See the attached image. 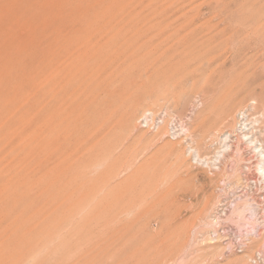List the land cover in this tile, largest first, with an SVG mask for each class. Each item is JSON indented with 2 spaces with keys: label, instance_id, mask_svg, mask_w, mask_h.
Here are the masks:
<instances>
[{
  "label": "rangeland",
  "instance_id": "374dc122",
  "mask_svg": "<svg viewBox=\"0 0 264 264\" xmlns=\"http://www.w3.org/2000/svg\"><path fill=\"white\" fill-rule=\"evenodd\" d=\"M76 1L0 0V264H264L257 170L247 186L232 151L223 169L204 161L228 113L262 115L264 0ZM147 109L159 128L140 125Z\"/></svg>",
  "mask_w": 264,
  "mask_h": 264
},
{
  "label": "bare ground",
  "instance_id": "6f19581e",
  "mask_svg": "<svg viewBox=\"0 0 264 264\" xmlns=\"http://www.w3.org/2000/svg\"><path fill=\"white\" fill-rule=\"evenodd\" d=\"M76 1V0H75ZM80 1V0H79ZM18 2V1H17ZM64 2V1H63ZM77 2V1H76ZM10 3V2H9ZM68 3V2H67ZM81 3V2H80ZM39 4V3H38ZM61 4H62V2H61ZM84 4V3H83ZM10 6V5H9ZM80 6H82L81 4H80ZM3 7H5V6H3ZM55 7V6H54ZM62 7V6H61ZM66 7V6H65ZM71 7H73V6H71ZM13 8V7H12ZM36 8V7H35ZM52 8H53V6H52ZM1 9V8H0ZM6 9V8H5ZM8 9V8H7ZM37 9V8H36ZM39 9V8H38ZM65 9V8H64ZM62 10V9H61ZM72 10V9H71ZM16 11V10H15ZM38 11V10H37ZM44 11V10H43ZM50 11V10H49ZM86 11V10H85ZM0 12H1V10H0ZM8 12V11H7ZM52 12V11H51ZM61 12V11H60ZM71 12V11H70ZM31 13V12H30ZM29 14V13H28ZM44 14H46L47 15V13H44ZM84 14V13H83ZM38 15H39V13H38ZM87 15L89 16V14H88V12H87ZM26 16V15H25ZM30 16V15H29ZM45 16V15H44ZM66 16V15H65ZM84 16H86V15H84ZM6 17V16H5ZM63 17V16H62ZM82 17V16H81ZM3 18V17H2ZM1 18V19H2ZM73 18V17H72ZM86 18V17H85ZM38 19V18H37ZM46 19V18H45ZM64 19V18H63ZM62 19V20H63ZM68 19V18H67ZM71 19V18H70ZM3 20V19H2ZM39 20V19H38ZM54 20V19H53ZM83 20V19H82ZM4 21V20H3ZM15 21V20H14ZM65 20H63V22H64ZM68 21V20H67ZM75 21V20H74ZM31 22V21H30ZM34 22V21H33ZM13 23V22H12ZM35 23V22H34ZM57 23V22H56ZM61 23V22H60ZM65 23V22H64ZM84 23V22H83ZM37 24V23H36ZM67 24V23H66ZM68 24H71V23H68ZM74 24V23H73ZM7 25V24H6ZM53 25V24H52ZM9 26V25H8ZM54 26V25H53ZM62 27H64L65 26V24H64V26L63 25H61ZM60 26V27H61ZM87 26V25H86ZM52 27V26H51ZM61 27V28H62ZM101 27V26H100ZM113 27V26H112ZM47 28H48V26H47ZM58 28V27H57ZM57 28H56V30H57ZM66 28H68V26L66 27ZM90 28V27H89ZM15 29V28H14ZM36 29V28H35ZM76 29V28H75ZM7 30V29H6ZM21 30V29H20ZM43 30H44V28H43ZM46 30V29H45ZM48 30V29H47ZM72 30H73V28H72ZM92 30V29H91ZM101 30V29H100ZM70 31V30H69ZM58 32H64V30L63 31H58ZM76 32H77V29H76ZM80 32V31H79ZM85 32V31H84ZM83 32H81V34H82ZM92 33V32H91ZM44 34V33H43ZM68 34V33H67ZM88 34V33H87ZM29 35H31V34H29ZM63 35V34H62ZM70 35V34H69ZM58 36H59V34H58ZM65 36V35H64ZM76 36H77V34H76ZM40 37H42V36H40ZM66 37V36H65ZM64 37V38H65ZM73 37V36H72ZM80 37V36H79ZM86 37V36H85ZM38 38V37H37ZM45 38V37H44ZM45 39H47V38H45ZM52 39V38H51ZM62 39V38H61ZM77 39V38H76ZM82 39V38H81ZM86 39V38H85ZM90 39V38H89ZM88 39V40H89ZM14 40V39H13ZM41 40V39H40ZM43 40V39H42ZM66 40H67V38H66ZM69 40V39H68ZM59 41V40H58ZM64 41V40H63ZM60 42V41H59ZM82 42V41H81ZM96 42V41H95ZM13 43H15V42H13ZM40 43V42H39ZM58 43V42H57ZM66 43V42H65ZM80 42H78L77 44H79ZM63 44V43H62ZM67 44H68V42H67ZM75 44V43H74ZM92 44V43H91ZM13 45V44H12ZM15 45V44H14ZM36 45V44H35ZM40 45V44H39ZM38 45V46H39ZM55 45H58V44H55ZM81 45V44H80ZM86 45V44H85ZM90 45V44H89ZM54 46V45H53ZM59 46V45H58ZM66 46V45H65ZM91 46H93V45H91ZM24 47V46H23ZM67 47H68V45H67ZM74 47V46H73ZM72 47V48H73ZM81 47H83V46H81ZM80 47V48H81ZM13 48V47H12ZM56 48V47H55ZM61 48V47H60ZM69 48V47H68ZM75 48V47H74ZM79 48V47H78ZM4 49V48H3ZM66 49V48H65ZM37 49H35V51H36ZM62 50H63V48H62ZM87 50V49H86ZM1 51V50H0ZM53 51V50H52ZM59 51V50H58ZM69 51H70V49H69ZM68 51V52H69ZM10 52V51H9ZM14 52V51H13ZM17 52V51H16ZM36 52H38V50L36 51ZM49 52V51H48ZM47 52V53H48ZM64 52H65V50H64ZM67 52V53H68ZM78 52V51H77ZM21 53H22V51H21ZM39 53V52H38ZM38 53H36V54H38ZM46 53V52H45ZM54 53V52H53ZM74 53V52H73ZM85 53V52H84ZM29 54V53H28ZM27 54V55H28ZM57 54H58V52H57ZM63 54V53H62ZM66 54V53H65ZM81 54L82 53H80L79 55L81 56ZM87 54V53H86ZM119 54V53H118ZM23 55H24V53H23ZM50 55V54H49ZM70 55V54H69ZM7 56V55H6ZM38 56V55H37ZM45 56V55H44ZM57 56V55H56ZM56 56H55V58H56ZM63 55H61V57H62ZM71 56V55H70ZM69 56V57H70ZM31 57V56H30ZM32 57H34L33 56V54H32ZM60 57V58H61ZM68 57V58H69ZM78 57V56H77ZM29 58V57H28ZM42 58H43V56H42ZM76 58V57H75ZM82 58V57H81ZM25 59H26V57H25ZM64 59H65V57H64ZM96 59H98V58H96ZM95 59V60H96ZM66 60V59H65ZM80 60H82V59H80ZM100 60V59H99ZM46 61V60H45ZM85 61V60H84ZM43 62H44V58H43ZM53 62V61H52ZM91 62V61H90ZM97 62V61H96ZM99 62V61H98ZM100 62H101V60H100ZM40 63H42V62H40ZM48 63V62H47ZM61 63V62H60ZM59 63V65H61V64H63L64 63V61L60 64ZM71 63V62H70ZM102 63V62H101ZM39 64V63H38ZM49 64H52L51 62H49ZM47 65V66H49V68H50V66L52 67V65ZM56 64V63H55ZM12 65V64H11ZM72 65V64H71ZM97 65V64H96ZM41 66V65H40ZM46 66V65H45ZM44 66V67H45ZM45 67V68H48V67ZM55 66V65H54ZM75 66V65H74ZM81 66V65H80ZM67 68L66 69H68V67L69 66H66ZM85 67V66H84ZM87 67V66H86ZM85 67V69H87ZM89 67V66H88ZM94 67V66H93ZM100 67V66H99ZM34 68V67H33ZM48 68V69H49ZM62 68H64V67H62ZM73 68V67H72ZM54 69H55V67H54ZM84 69V70H85ZM99 69V68H98ZM97 69V70H98ZM43 70V69H42ZM74 70V69H73ZM33 71H35V70H33ZM41 71V70H40ZM72 71V70H71ZM49 72V71H48ZM51 72V71H50ZM63 73V72H62ZM78 73V72H77ZM80 73V72H79ZM78 73V74H79ZM29 74V73H28ZM39 74V73H38ZM81 74V73H80ZM32 75V74H31ZM77 75V74H76ZM85 75V74H84ZM18 76V75H17ZM79 76V75H78ZM78 76H76V77H78ZM44 77V76H43ZM47 77V76H46ZM74 77H75V75H74ZM84 77V76H83ZM27 78H29V77H27ZM39 78V77H38ZM42 78V77H41ZM40 78V79H41ZM19 79V78H18ZM21 79V78H20ZM22 79H24V78H22ZM77 79V78H76ZM29 81H30V79H28ZM41 80H43V79H41ZM40 80V81H41ZM50 80V79H49ZM91 80V79H90ZM22 81V80H21ZM36 81V80H35ZM44 81V80H43ZM55 81V80H54ZM67 81V80H66ZM69 81V80H68ZM47 82V81H46ZM80 82V81H79ZM86 82V81H85ZM21 83V82H20ZM33 83V82H32ZM56 83V82H55ZM61 83V82H60ZM82 83V82H81ZM25 84V83H24ZM27 84H28V82H27ZM31 84V83H30ZM37 84H39V83H37ZM46 84V83H45ZM53 84V83H52ZM68 84V83H67ZM86 84V83H85ZM40 85V84H39ZM39 85H37V86H39ZM56 85H58V84H56ZM60 85V84H59ZM24 86V85H23ZM26 86H28V85H26ZM30 86V85H29ZM64 86H66V85H64ZM56 87H58V86H56ZM68 87V86H67ZM76 87V86H75ZM78 87V86H77ZM80 87H81V85H80ZM29 88V87H28ZM34 88H36V87H34ZM33 88V89H34ZM39 88V87H38ZM43 88H44V86H43ZM30 89V88H29ZM62 89H63V87H62ZM74 89V88H73ZM78 89V88H77ZM80 89V88H79ZM81 89H82V87H81ZM31 90V89H30ZM56 90V89H55ZM66 90V89H65ZM70 90V89H69ZM41 91H42V89H41ZM40 91V92H41ZM79 91V90H78ZM1 92V91H0ZM19 92V91H18ZM29 92V91H28ZM38 92V91H37ZM43 92H46V91H44L43 90ZM51 92H52V89H51ZM66 92V91H65ZM70 92V91H69ZM64 93V92H63ZM74 94V93H73ZM78 94V93H77ZM8 95V94H7ZM54 95V94H53ZM41 96V95H40ZM46 96V95H45ZM50 96V95H49ZM52 96V95H51ZM50 96V97H51ZM64 96V95H63ZM62 96V97H63ZM66 96V95H65ZM70 96V95H69ZM68 96V97H69ZM24 97V96H23ZM22 97V98H23ZM42 98H43V96H41ZM40 97V98H41ZM67 97V96H66ZM26 98V97H25ZM41 98V99H42ZM71 98V97H70ZM56 99V98H55ZM51 100V99H50ZM54 100V99H53ZM264 100V99H263ZM68 101V100H67ZM33 102V101H32ZM8 103V102H7ZM57 103V102H56ZM56 103H55V105H56ZM65 103H67V102H65ZM64 103V104H65ZM41 104V103H40ZM47 104H49V103H47ZM58 105H59V101H58V103H57ZM44 105V104H43ZM55 105H52V107H54ZM60 106V105H59ZM262 106V111H261V116H257V115H254V113H247V112H245V111H236V112H234V113H232L230 110V112L231 113H228V110L226 111V113H228V116H226L224 119L225 120H227V125H225V126H228L227 128V131L226 132H228V135H226L225 137H224V142H223V149H221V150H219V151H217V157H214V158H205L204 159V161H205V163H211V167H210V169L211 168H214L215 169V167H212V166H216V169H221V165L223 166L222 167V169L224 168V165L226 166V162L228 161V156L227 155H229V153L232 151V159L230 158V160L232 161L233 160V162H234V164H235V167L236 166H238V165H240V162L241 161H244L245 162V164L246 165H243V167L244 168H246L245 169V175L246 176H244L245 177V182H246V184H247V180L248 179H250L249 177H247V174H246V170H249L250 168L252 169V167L254 168V169H256L257 170V173H258V176H257V179L256 180H254V184L255 185H257V183H260L259 185V187L260 188H264V105L262 104L261 105ZM51 107V109H50V112L46 115L45 114V116H47V117H45V120H44V118L42 119V120H40L41 122H43V120H44V123L45 124H49V122H51L52 124H50L51 125V127H50V130L47 128V125H46V128L49 130V131H47L46 129L44 130V132H46L45 134H43L44 135V145H43V149L44 150H46V151H49V150H51V148H54V144H55V141H56V138L59 136V134H58V136H56V132H58L57 131V129L60 127L59 125V127L57 128V124H55V123H60V122H55V120L53 119L56 115H57V113L55 114V111H53V110H55V108H52ZM62 107H63V105H62ZM43 108V107H42ZM64 108V107H63ZM232 108V107H231ZM230 108V109H231ZM53 109V110H52ZM72 109V108H71ZM7 110V109H6ZM52 110V111H51ZM58 109L56 108V111H57ZM60 110V109H59ZM58 110V111H59ZM63 110V109H62ZM61 110V111H62ZM65 110V109H64ZM66 110H68L67 108H66ZM232 110V109H231ZM32 111V110H31ZM33 111H35V110H33ZM37 111V110H36ZM69 111V110H68ZM38 112V111H37ZM63 112V111H62ZM68 113V112H67ZM225 113V115H227ZM30 114H32V113H30ZM34 114V113H33ZM32 114V115H33ZM60 114H61V112H60ZM236 114H238V116L240 117V119L238 118V120H237V118H236ZM20 115H22V114H20ZM41 116H43L42 114H40ZM63 115H64V113H63ZM224 115V116H225ZM67 116H68V114H67ZM32 117V116H31ZM57 117H59V116H57ZM64 117V116H63ZM34 118V117H33ZM61 118V117H60ZM26 119V118H25ZM29 119H30V117H29ZM57 119V118H56ZM64 119H66V118H64ZM59 120H61V119H59ZM29 121V120H28ZM39 121V120H38ZM66 121V120H65ZM20 122V121H19ZM34 122V121H33ZM68 122H71V120L70 121H68ZM38 123H40V122H38ZM43 123V124H44ZM225 123V122H224ZM42 124V123H41ZM17 125V124H16ZM21 125V124H20ZM36 125V124H35ZM66 126H67V124H65ZM40 126V125H39ZM43 126V125H42ZM237 126V127H236ZM17 127V126H16ZM69 127V126H68ZM43 128V127H42ZM65 128V127H64ZM159 128V127H158ZM223 128V127H222ZM20 129V128H19ZM60 129V128H59ZM40 130V129H39ZM43 130V129H42ZM63 130V129H62ZM60 131V130H59ZM220 131V130H219ZM13 132V131H12ZM38 132V131H37ZM42 132V131H41ZM43 132V133H44ZM48 132V133H47ZM16 133V132H15ZM67 133H69V132H67ZM225 133V132H224ZM224 133L222 134V135H224ZM61 134H62V132H61ZM34 135V134H33ZM42 135V136H43ZM35 136H37V134L35 135ZM7 137V136H6ZM71 137V136H70ZM63 138V137H62ZM30 139H31V137H30ZM33 139V138H32ZM65 139V138H64ZM28 140V139H27ZM26 140V141H27ZM39 140V139H38ZM63 140V139H62ZM30 141V140H29ZM230 141H232L230 144H229V142ZM42 142V141H41ZM36 144V143H35ZM59 144V143H58ZM34 146V145H33ZM42 146V145H41ZM59 146V145H58ZM35 147V146H34ZM57 147V146H56ZM32 148V147H31ZM66 148V147H65ZM195 148V147H194ZM244 148H246V149H248V150H250L247 154H249L250 156L249 157H247V158H245L244 156H243V154H244ZM42 149V150H43ZM59 149H60V147H59ZM43 150V151H44ZM52 150H54V149H52ZM29 151V150H28ZM33 151V150H32ZM36 151V150H35ZM38 151V150H37ZM63 151V150H62ZM53 152V151H52ZM65 152V151H64ZM47 153V152H46ZM51 153V152H50ZM55 153V152H54ZM53 153V154H54ZM63 153V152H62ZM246 153V152H245ZM38 155V154H37ZM36 155V156H37ZM41 155V154H40ZM46 155V154H45ZM52 155V154H51ZM64 155H65V153H64ZM195 155V154H194ZM231 155V154H230ZM44 156V155H43ZM47 156V155H46ZM197 156H198V153H197ZM200 156V155H199ZM197 157V160H198V158H200V157ZM22 157H24V156H22ZM40 157V156H39ZM48 157V156H47ZM46 157V159L44 158V160H43V162L44 163H46V164H48V163H50V164H53V165H51V166H47L46 164H45V168H46V170H45V172L46 173H48V175H51V176H53L54 174H56L55 175V177L53 176V178L55 179V178H57V174H58V178H61V176L63 175H61V176H59V171L57 172V170L58 169H56V165H57V163H53V160L54 159H48ZM53 157V156H52ZM253 157H255V160H253ZM25 158V157H24ZM40 158H42V156L40 157ZM50 158V157H49ZM57 158H60V157H57ZM39 158H37V160H38ZM203 159V158H202ZM202 159H200V160H202ZM214 159H216L217 161H215L216 163H214ZM29 160H31V159H29ZM36 160V161H37ZM48 160L50 161V162H48ZM62 160V159H61ZM212 160H213V162H212ZM229 160V161H230ZM40 161V160H39ZM51 161H52V163H51ZM60 161V160H59ZM63 161V160H62ZM203 161V160H202ZM228 161V162H229ZM1 162V161H0ZM30 162V161H29ZM48 162V163H47ZM54 162H56L55 160H54ZM36 163V162H35ZM34 163V164H35ZM62 163V162H61ZM60 163V164H61ZM56 164V165H55ZM59 164V163H58ZM6 165V164H5ZM30 165V164H29ZM17 166V165H16ZM56 166V167H55ZM63 166H64V164H63ZM126 166V165H125ZM250 166H252V167H250ZM50 167H53V168H50ZM55 167V168H54ZM60 167H62L61 165H60ZM59 167V168H60ZM239 167H241V165L239 166ZM9 168V167H8ZM33 168V167H32ZM40 168V167H39ZM44 168V169H45ZM66 168V167H65ZM209 168V167H208ZM1 169V168H0ZM23 169V168H22ZM43 169V168H42ZM56 169V170H55ZM64 169V168H63ZM212 170V169H211ZM23 171H25V170H23ZM43 171V170H42ZM62 171L63 170H61V173H62ZM215 171V170H214ZM249 171H251V170H249ZM17 172V171H16ZM44 172V171H43ZM70 172V171H69ZM49 173H51V174H49ZM60 173V174H61ZM71 173V172H70ZM108 174V173H107ZM21 175V174H20ZM67 175V174H66ZM71 175V174H70ZM248 175H249V173H248ZM46 176V175H45ZM3 177V176H2ZM7 177H9V176H7ZM50 177V176H49ZM10 179V178H9ZM52 179V178H51ZM63 179H65V178H63ZM62 178L60 179V180H63ZM17 180H18V178H17ZM20 180V179H19ZM28 180V179H27ZM43 180H44V178H43ZM45 180H46V178H45ZM53 180V179H52ZM32 181H34V180H32ZM55 181V180H54ZM69 181V180H68ZM77 181V180H76ZM23 182V181H22ZM28 183H30V181L28 180L27 181ZM26 182V183H27ZM57 182V181H56ZM58 182H60V181H58ZM71 182V181H70ZM70 182H68V183H70ZM9 182H7V184H8ZM12 183V182H11ZM14 183V182H13ZM19 183V182H18ZM33 183V182H32ZM31 183V184H32ZM43 183V182H42ZM51 183H54V182H51ZM61 183H62V181H61ZM63 183H65V181L63 182ZM67 183V184H68ZM78 183V182H77ZM4 184H6V183H4ZM48 184V183H47ZM10 185V184H9ZM53 185V184H52ZM62 185V184H61ZM245 185V184H244ZM6 186V185H5ZM31 186H33V185H31ZM44 186V185H43ZM49 186V185H48ZM219 186V185H218ZM247 186H248V184H247ZM4 186H2V188H3ZM12 187V186H11ZM18 187V186H17ZM58 187H60V185L58 186ZM65 187V186H64ZM78 187V186H77ZM20 188V187H19ZM26 188V187H25ZM76 188V187H75ZM257 188V187H256ZM18 189V188H17ZM21 189H23V188H21ZM56 190V189H55ZM5 191H7V190H5ZM4 191V192H5ZM19 192H20V190H18ZM10 192H12V191H10ZM9 192V193H10ZM14 193H15V191H14ZM119 193V192H118ZM2 194H4V193H1V195ZM11 194V193H10ZM13 194V193H12ZM15 195V194H14ZM245 195V194H244ZM262 195H263V198H264V194L262 193ZM12 196V195H11ZM10 196V197H11ZM18 196V195H17ZM30 196H32V195H30ZM37 196V195H36ZM6 199H8L9 198V196H8V198L7 197H5ZM18 198V197H17ZM33 198H35V197H33ZM51 198H53V197H51ZM70 198V197H69ZM87 198V197H86ZM118 198V197H117ZM237 198V197H236ZM5 199V200H6ZM55 199V198H54ZM243 198L241 197L240 198V200H242ZM248 199V198H247ZM9 200V199H8ZM16 200V199H15ZM35 200V199H34ZM80 200V199H79ZM238 200V199H237ZM232 201V200H231ZM230 201V202H231ZM7 203L9 202V201H6ZM56 202V201H55ZM114 202V201H113ZM11 203V202H10ZM232 203V202H231ZM235 203V202H234ZM240 202L239 201H237L235 204H233V207L236 205V204H239ZM228 203L226 202H224V203H222L221 205H227ZM243 204H245V203H243ZM256 204H257V202H256ZM7 205H9V204H7ZM61 205V204H60ZM64 205V204H63ZM173 205V204H172ZM246 205V204H245ZM68 206V205H67ZM98 206V205H97ZM110 206V205H109ZM14 207V206H13ZM108 207V206H107ZM0 209H2V207L0 208ZM13 209V208H12ZM103 209V208H102ZM87 210V209H86ZM0 211H2V210H0ZM69 211V210H68ZM5 212V211H4ZM56 212V211H55ZM103 212V211H102ZM108 212V211H107ZM116 212H117V210H116ZM225 212V211H224ZM238 212H239V205H236L235 206V208L233 209V213H237L238 214ZM2 213V212H1ZM58 213V212H57ZM232 213V214H233ZM3 214V213H2ZM6 214V213H5ZM101 214V213H100ZM122 214V213H121ZM166 214V213H165ZM232 214H229L230 216L232 215ZM225 215H227L226 213H225ZM228 215V216H229ZM24 216V215H23ZM57 216V215H56ZM55 216V217H56ZM3 217V216H2ZM58 217V216H57ZM229 218V217H228ZM231 218V217H230ZM55 219V218H54ZM224 219V218H223ZM51 220V219H50ZM79 220V219H78ZM263 220H264V218H263ZM8 222V221H7ZM6 222V223H7ZM81 222V221H80ZM4 223V222H3ZM219 223V222H218ZM5 225V224H4ZM82 225V224H81ZM3 226V225H2ZM36 226V225H35ZM80 226V225H79ZM97 226V225H96ZM55 227V226H54ZM76 229V228H75ZM72 232V231H71ZM5 233H7V232H5ZM56 233V232H55ZM55 233H53V234H55ZM96 233V232H95ZM258 233H259V231H258ZM4 234V233H3ZM3 234H2V237H3ZM18 234V233H17ZM24 234V233H23ZM59 234V233H58ZM135 234V233H134ZM260 234V233H259ZM5 235V234H4ZM42 235V234H41ZM80 235V234H79ZM99 235V234H98ZM177 235V234H176ZM262 235V234H261ZM260 235V236H261ZM92 236V235H91ZM5 237V236H4ZM12 237V236H11ZM56 237V236H55ZM61 237V236H60ZM134 238V237H133ZM10 239V238H9ZM64 239V238H63ZM149 239V238H148ZM13 241V240H12ZM250 241H247L246 242V244H248ZM15 243H16V241H15ZM251 243V242H250ZM12 244V243H11ZM16 245V244H15ZM59 246V245H58ZM158 246V245H157ZM162 246V245H161ZM225 246V245H224ZM244 246V245H243ZM35 247V246H34ZM23 248V247H22ZM55 248V247H54ZM160 248V247H159ZM167 248V247H166ZM72 249V248H71ZM243 252L247 249V246L245 245L243 248ZM241 249V250H242ZM256 249V248H255ZM2 250H3V248H2ZM6 250V249H5ZM12 250V249H11ZM70 250V249H69ZM75 250V249H74ZM158 250V249H157ZM257 250V249H256ZM260 250V249H259ZM57 251V250H56ZM162 251H165V250H163L162 249ZM249 251V250H248ZM5 252V251H4ZM3 252V253H4ZM7 252H9L10 253V251H7ZM250 252V251H249ZM258 252H262L261 250L260 251H258ZM15 254V253H14ZM17 254V253H16ZM20 254H21V251H20ZM242 254V253H241ZM260 254H262V253H260ZM249 255V254H248ZM16 256V255H15ZM247 256V255H246ZM6 258V257H5ZM105 259V258H104ZM252 259H254V258H252ZM1 261H2V259H1ZM8 263V262H7Z\"/></svg>",
  "mask_w": 264,
  "mask_h": 264
},
{
  "label": "built area",
  "instance_id": "2783aa9c",
  "mask_svg": "<svg viewBox=\"0 0 264 264\" xmlns=\"http://www.w3.org/2000/svg\"><path fill=\"white\" fill-rule=\"evenodd\" d=\"M163 117V112L147 109L140 115L139 123L143 128L156 129L161 124Z\"/></svg>",
  "mask_w": 264,
  "mask_h": 264
}]
</instances>
